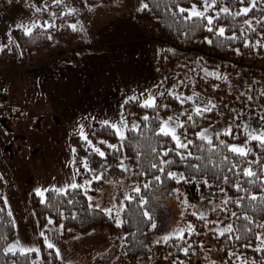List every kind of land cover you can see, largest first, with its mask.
<instances>
[{"label":"rangeland","instance_id":"1","mask_svg":"<svg viewBox=\"0 0 264 264\" xmlns=\"http://www.w3.org/2000/svg\"><path fill=\"white\" fill-rule=\"evenodd\" d=\"M142 2L144 3V0H122L117 3H98L89 8L84 0H63L61 4H65V6L62 11L74 17L76 21L70 19L69 22L71 25L76 24L80 33L71 43L55 39L52 46L35 56L34 63L23 64L24 54L21 45L13 35V29L17 28L25 32V27L31 26L33 23L40 27H45L46 24H56L55 17L52 15L54 13L52 4L55 3L53 0H0V49H7L9 52L7 63L0 70V82L4 79L6 81L8 75L15 77L17 74L18 76L12 79V88L16 82L24 85L23 73L25 71L30 69L35 71L37 67L49 66L50 71L40 74L42 78L40 87H47L55 82L62 83V80L70 77V80L64 82L70 84V81H74L72 86L81 94H87L88 98H90V94L99 98H111V90L109 91L107 87L104 88L98 84L104 81L109 82L108 77L114 75L115 84L118 87L116 93L111 92L114 97L113 102L117 103L114 107L112 103H109L111 108H102L101 103L96 100L92 101V107L83 106L79 100L78 102L74 101L77 105L76 109L80 111V116L77 119L67 121L66 118L59 116L62 119L61 123L65 124L63 125L64 131L68 132L71 152L74 148L72 137H81L80 125L84 126V133L88 136V130L92 125H103L102 121L104 120L119 124L123 120L127 125L123 129L126 134L133 125L140 126L141 121L135 115L127 116L124 113L125 101L129 97L137 96L141 103L148 94L157 98L163 91H169L179 96L199 94L198 98L193 96L192 102H186L183 105L179 102L180 106L162 119L163 121L170 116H179V119L185 122V129L179 131L183 133L186 130L187 139H189L188 134L194 132L189 126L187 117L181 116L180 113L188 112L194 117L195 106L197 104L203 106L208 100H211L216 107L211 112L204 113L207 114L206 118L208 119H205L206 122L199 130H196V133L208 129L209 136L214 138L217 132L222 133L231 126L233 136H220L226 139L228 137L241 138L232 144H244L248 139L247 133L264 132V115L256 108L259 106L257 97L264 91V65L260 64L257 67L247 65L248 68L239 73L230 74L220 67L210 66L206 58L200 56L194 67L180 63L176 68H162L159 63V35L156 34V28L154 24L144 22L137 17ZM193 4L201 8V0L184 8H191ZM37 7L46 8V10L37 12ZM220 7L221 5L218 3L216 8L208 12V15H214ZM70 9L75 11L69 14ZM200 44L201 38L196 41V47H199ZM72 51L79 54L77 61L67 55ZM62 64H65L67 69L61 67ZM208 73L217 74L222 78L218 79L216 75H208ZM27 75L33 80L29 73ZM224 80L227 81V85L223 83ZM224 85L225 87H223ZM15 92L18 95L8 94L10 96L6 100L0 98V111H2V104L11 105L17 112L19 111L12 116L0 115V125L2 129L8 132V134L3 132L0 127V177L4 181V197L16 226V237L9 247L17 245V241L19 242L13 251L29 248L40 249L39 237L41 236L40 233L44 232L48 241L53 243L60 252L59 264H179L180 261L183 264H240L246 261L248 264L250 260L253 262L252 257L244 256V258L240 254L237 256L240 259L234 255H232V259H229L224 254L223 243L220 245L216 242V239L221 237L218 235V231L228 224H232L230 220H224L223 214H220L226 209L223 204L226 197L221 193L190 198L186 191L179 190L171 195L167 199L166 206L161 210L164 217L161 216V219H156L159 227L151 241V252L147 257L134 262L126 259L123 250V234L114 235L106 229H94L87 233H78L73 237L64 238L62 229L59 228L61 224L56 222L51 225L48 224L46 230L42 229L32 204V195L36 193L31 195L30 206L26 207V203L15 204L11 197L15 194L16 189L10 175L13 176L15 166H17L16 173L20 171L19 167L23 166V168L28 167L27 175L24 176L29 178L30 172L34 174L33 168L41 166H30L26 163L28 161L32 163L35 156L38 157L43 154V151L35 155L28 152L29 149L27 152L23 150L22 153L19 152L20 150L14 152L15 150L9 149L8 151L13 154L10 164L2 155L1 146L4 139L6 141L11 139L12 143H14L13 141L19 142L22 147L26 141H31V134L27 130L30 123L34 124L33 128L48 131V128L41 121L46 115L45 119L51 122L52 118L47 115L48 112L52 110L56 113L55 109H58L60 105L55 98H51L49 100L51 102L48 103L44 99L31 102L27 101L29 93L23 89L16 88ZM249 96L252 97L251 100L248 99ZM21 106L26 111H30V114L32 112V122L29 121L27 115H25L26 118H21ZM61 106V110H63L65 106ZM33 107H36L35 112L39 111L40 113L35 114L32 111ZM88 109H90L89 112ZM24 119L29 123L27 124ZM57 124L58 122L55 123V125ZM62 124L59 125L60 128ZM47 125L53 124L48 123ZM49 130L52 133L53 129ZM13 146L15 145L13 144ZM248 147H250V142H248ZM71 157L74 166L73 152ZM19 158V165L15 164L14 160ZM121 160H123L127 171L120 167L122 170L119 174L121 175L118 177H115L116 175L109 176L98 187L92 185L93 177L96 174L81 178L77 174L78 180L76 182L84 185L82 189L86 192V197L91 206L104 211L112 209V214L120 222L121 208H124L127 200L125 197H131V191L138 187L132 181V166L127 157L123 155ZM74 168L76 169L75 166ZM99 174L103 176V173ZM21 177L23 178V176ZM86 181H91V184H86ZM53 189L56 188L47 189L45 194ZM214 207L216 208L215 211H213ZM117 213H119L118 216ZM201 213L206 217L205 230L197 247L192 249L193 253L181 259L170 258L164 251L165 243L162 241V237L175 236L179 229L187 228L189 224L193 225L196 231L198 216ZM186 234L187 232H185L184 237ZM260 234L264 235V229H261ZM43 240L45 241L44 237ZM157 241L161 242L157 243Z\"/></svg>","mask_w":264,"mask_h":264},{"label":"trees","instance_id":"2","mask_svg":"<svg viewBox=\"0 0 264 264\" xmlns=\"http://www.w3.org/2000/svg\"><path fill=\"white\" fill-rule=\"evenodd\" d=\"M89 8L98 3H117L122 0H84ZM200 0H144L148 4V9L140 10L137 13L138 19L154 24L156 34L159 35V63L162 68H176L180 63H185L188 67H194L200 56L206 58L210 66L220 67L227 73H239L243 69L248 68L247 65L257 67L264 65V0H256V8L253 9L246 17L221 14V18L215 21L216 27H224L226 29L224 36H217L214 32H208L206 21L193 17L186 19L187 13H178L179 7L190 6L194 2ZM221 7H229L232 11H237L247 4H240L238 0H220ZM54 8L56 24L54 28L36 27L32 30V34L25 35L21 29L14 28L13 35L21 45L24 54L23 64L32 63L35 56L42 53L54 44L55 39H59L65 43H71L80 33L79 29L73 30L70 27L69 16L64 13L65 4H52ZM245 19L252 20V28L250 30L243 23ZM75 20V19H74ZM257 20L261 22L256 23ZM76 21V20H75ZM51 37L49 39L48 37ZM235 36V40H229L227 37ZM201 38V44L196 47V41ZM212 40L209 44L207 41ZM89 42V41H88ZM249 47H245V44ZM89 44V43H88ZM239 49V54L235 51ZM63 54V53H62ZM73 60L79 59L77 52L67 53ZM63 56V55H62ZM60 57V56H59ZM9 58L7 49L0 52V70L4 68ZM34 63V62H33ZM33 65V64H32ZM227 85V81H223ZM225 87V85L223 86ZM164 95L156 98V108H143L139 101H129L124 105V113L137 116L141 123L138 129L128 130L125 134L126 139L121 142L114 132L103 125H92L89 128L88 138L93 142L94 147H98L106 153V157H100L94 153L87 143L81 137L73 136L72 141L76 152L74 154V166L79 169L78 176L91 177L92 174L103 173L102 179L93 180V187L107 180L109 176L118 177L120 170V162L125 155L132 166V181L141 191L139 193L131 191V200H126L125 206L121 212V224L117 227V220L114 214L109 215L106 211L91 206L86 192L80 189H69L65 192L47 191L42 198L33 194V209L42 229H47L48 220L51 219L56 223L63 225L62 236L70 238L78 233H87L94 229H106L114 235H124L123 250L126 259L134 262L138 259L147 257L151 252V241L154 234L157 233L159 225L156 219L164 217L163 208L167 204V199L175 193L173 189L184 190L190 198H198L200 196H209L211 194H223L226 198L245 197L240 201V206L231 201L225 205L226 210L220 212L224 216V220H230L233 226V232L226 233L216 239L218 244L223 243L224 254L232 259L231 253L235 257L242 255L250 256L253 259L248 264H264V251H256L260 246V242L255 238L261 229L255 227L256 223H264V200L257 199L251 201L248 199L250 195L257 197L264 196V149H262L257 141H250L252 152L246 157H237L227 151L220 141L232 144L241 138L219 136V139L212 138V144L209 145L205 141L197 139L196 130H199L204 123L207 114L203 116L194 115L193 122L189 121V126L194 133H189V139L195 143L190 145L193 157L180 161L174 153H170L164 159L175 161L174 164L165 166L166 171L183 173L186 177H193L191 182L176 183L175 180L168 179L166 172L161 173L157 169L151 167L153 163H158L161 157L157 156L152 149L162 151L160 145L167 144V147L174 148V144L170 138L158 136L159 124L164 117L180 106V103L173 95H169V91H163ZM264 93V91H263ZM257 110L264 115V95L262 93L257 97ZM167 107H164V106ZM256 105V104H255ZM144 116H148L147 121L143 120ZM208 121V120H207ZM106 141L100 144L99 141ZM120 151L109 149L107 144L121 145ZM200 157L199 160L195 157ZM224 157H228L225 161ZM87 160L88 166L92 171H88L82 167V161ZM247 161H257L251 165L243 163ZM189 164L199 165V170L188 167ZM232 164L237 167L231 172L229 168ZM252 167L257 172L259 179L253 177L254 184L245 183L249 178L243 175H237L243 167ZM160 176L161 181H155L154 177ZM227 176L229 181L225 183L223 177ZM208 180V185L203 184V180ZM239 181L245 191L237 192L232 186ZM148 183L149 186L144 188ZM224 191L221 192L220 189ZM226 193V195H225ZM4 197V181L0 179V264H59L60 259L56 255L55 249H49L46 246L43 237H39V252H22L19 250L9 252L10 243L16 237V226L12 215H8L10 211ZM146 201V203H145ZM161 211V212H160ZM148 212L151 219L143 215ZM231 212H236L237 216H231ZM248 216L254 223L249 224L244 220V216ZM155 224V228L152 225ZM252 230L249 231L248 229ZM205 230V219L198 220L196 234L185 235L184 239L173 238L164 244V251L170 258H178L191 255L192 249L196 248ZM239 236L240 239H235ZM191 244L188 255L182 251L183 248ZM250 245V246H247ZM245 258V257H244ZM245 264V263H240Z\"/></svg>","mask_w":264,"mask_h":264},{"label":"snow or ice","instance_id":"3","mask_svg":"<svg viewBox=\"0 0 264 264\" xmlns=\"http://www.w3.org/2000/svg\"><path fill=\"white\" fill-rule=\"evenodd\" d=\"M53 2L57 5L61 4L63 2V0H53ZM173 2L175 3V0H173ZM238 2L240 4H247L248 6L242 7L237 11H232L229 7H220L219 11H217L214 15H208V12L213 9L216 8L217 4L220 3V0H201V8H198L197 5L193 4L191 6V8H183V7H179L177 5V12L178 13H187V17L186 19H192L193 17L196 18H200L204 21H206V26H207V31L208 32H214L217 36H224L226 29L224 27H216L215 26V21H217L218 19L221 18V14H225V15H231L233 17L236 16H247L251 11H253V9L256 8V0H238ZM148 9V4L147 3H143L141 4L140 9L138 10H145ZM45 9H41L39 7L36 8L37 12H41L44 11ZM73 11H75L74 9H70L69 10V14H71ZM53 17H55V13L52 14ZM260 20H257L256 23H260ZM244 24H246L248 26V28L250 30H255L252 28V20L250 19H245L243 21ZM22 27H24L22 25ZM39 27V25L33 23L31 26H27L25 27V35H31L32 34V30L33 28ZM46 28H54L55 24H46L45 25ZM70 27L75 31L77 30V25L73 24L70 25ZM49 39H51V37H48ZM227 39L229 40H235L236 37L235 36H231V37H227ZM209 44L212 43V40H208L207 41ZM245 47H249V44H245ZM264 46V45H261ZM3 49H0V51H2ZM235 51L237 52V54H239V49H235ZM208 75H216L218 79L222 78L217 74L214 73H208ZM169 95H173L175 99H177L181 105H183L186 102H192L193 101V96H196L198 98L199 94L198 93H194L193 96H179V95H175L172 92L168 93ZM141 95H144V93H141ZM161 97L164 95L163 92H161L159 94ZM262 95H264V93H262ZM249 100L252 99L251 96L248 97ZM129 101H139V97L137 96H132L129 97L128 100L125 101V103H128ZM140 106L143 108H156V97L148 94L145 99L140 103ZM164 107H167L166 105ZM216 107V105L214 103H212L211 100H208L203 106L197 104L194 108V113L196 116H203L204 113L206 112H211L214 108ZM181 116H186L187 117V121L193 122V115L191 113L188 112H182L180 113ZM143 120L147 121L149 119L148 116H144L142 118ZM102 124L104 127L111 129L114 134L118 137V139L123 142L126 139L125 133L123 131L124 128L127 127L126 123L121 120L119 124L117 123H111L108 120H104L102 121ZM139 126L138 125H133L131 130H136ZM84 126L80 125L79 131H80V136L81 139H83L87 145L92 149V151L96 154H98L100 157H106V153L104 151H101L100 148L98 147H94L93 146V142L88 138V136L84 133ZM180 129H185V122L181 121L179 119V116L177 117H168L166 120H163L160 122L159 124V130L156 133L158 136H162V137H168L170 138L171 142L174 144V148L172 147H167L166 143H163L160 145V148L162 149V151H157L156 148H153L152 151L159 157H161V159L159 160L158 163H153L151 165L152 168L157 169L159 172L161 173H165L167 175L168 179H172L175 180L176 183H181V182H191L193 177H186L183 173H177V172H172L170 170L166 171V167L165 166H169L175 163V161L173 160H168V159H164L166 157L169 156L170 153H174L177 157H179L180 161H185L188 160L190 158L193 157V153L190 150V145H193L195 142L193 140L187 139V132L186 130L181 133L179 130ZM209 130L208 129H203L202 131L196 133L197 139L201 140V141H205L207 144L211 145L212 144V138L209 136L208 134ZM216 138L219 139L220 135H226V136H233V131L231 126H229L228 128H226L222 133L221 132H217L216 134ZM248 139L244 144H228L225 141H220V144L223 145L225 148H227V151L232 153L233 155L237 156V157H242V158H246L251 152L252 149L248 147V142L250 141H257L259 146L264 149V132H249L247 133ZM100 144H105L106 141H99ZM107 147L109 149H113L115 151H120L123 148V144L121 143V145L117 146L114 144H107ZM73 154H75L76 149L73 148L72 149ZM195 159L199 160L200 157H195ZM224 160L227 161L228 157H224ZM82 163V167H84L85 169H87L88 171H92V169L89 168L87 160H84L81 162ZM243 163H247L249 165H251L252 163H258L257 161H247L244 160ZM120 167L124 170L127 171V168L124 166L123 160H121L120 162ZM188 167H191L193 169L199 170V165H194V164H189ZM237 167L236 164H232V166L229 168V171L231 172L233 169H235ZM77 174H79V169H77ZM237 175H243L244 177L249 178L248 180L245 181V183H252L254 184L256 181L251 179L253 177L259 179L257 172L253 170L252 167H243L240 169V171L237 173ZM0 179H2V177H0ZM94 180H100L102 179V174H97L93 177ZM155 181H161V177L160 176H155L154 177ZM223 181L225 183H227L229 181V178L227 176L223 177ZM86 184L90 185L91 181H86ZM261 183H264V181H262ZM203 184L205 186H209L208 185V180L205 179L203 180ZM149 186L148 183H146L144 185V188H147ZM235 190L237 192H241V191H245V189L243 188V186L241 185V183L239 181H237L236 183H234L232 185ZM84 185H80L77 183H71L68 185L69 189H80L83 188ZM262 191H264V189H261ZM36 195L40 196V197H44L45 195V191L46 190H41V189H36ZM53 191L56 192H65L66 189H53ZM134 192L139 193L141 191L140 187H135L133 189ZM173 191L178 192L179 189H173ZM221 192L224 191L223 188L220 189ZM211 195H215V194H211ZM226 195V193H225ZM245 197H238V198H226L223 201L224 205H227L230 201L234 204H236L237 206H240V201L243 200ZM125 199L127 200H131L132 197H125ZM248 199H250L251 201H256L257 199L260 200H264V196H260L257 197L256 195H250L248 196ZM7 203V201H5V204ZM146 203V201H145ZM123 210V208H121V211ZM216 208H213V211H215ZM226 210V209H225ZM0 211H3L2 208H0ZM107 213L109 215L112 214V209H107L106 210ZM8 215H11V211L8 212ZM119 215V213H117V216ZM143 215L145 217H148L149 219H151V216L148 212H144ZM193 215H196V213H193ZM231 216H237L236 212H231L230 213ZM198 219L204 220L206 219V217L204 216V214H200L198 216ZM244 220L248 221L249 224L254 223V221H252L248 216H244L243 217ZM54 221L49 219L48 220V224H53ZM121 224V222L117 219V227H119ZM153 228H155V224L152 225ZM255 227L258 229H264V223H256ZM60 229H63V225H59ZM249 231H251L252 229L249 228ZM185 232H187V234L189 236L196 234L195 232V227L191 224H189L187 226V228H181L178 230V232L175 234V236H165L162 237V241L164 243H167L169 239H173V238H179L181 240L184 239V234ZM233 232V226L231 224H228L226 227H224L222 230L218 231V235L219 236H224L226 233H231ZM40 235L42 237H44L45 239V243L47 248L49 249H55L56 255L59 257L60 256V252L58 249H56V246L49 242L47 237L45 236L44 232H41ZM259 242H260V246H258L255 250L256 251H264V235L257 233L256 237H255ZM235 239L239 240L240 237L236 236ZM161 241H157V243H160ZM18 241H17V245H18ZM17 245H13L10 246L8 248L9 252H12L13 249L17 246ZM250 246V245H247ZM191 248V244L188 245V247H185L182 249V251L184 252L185 255H188L189 253V249ZM22 251L25 252H38L39 249L37 248H29V249H22ZM230 255H235L234 253H231ZM237 259H240V257H237ZM179 264H183L182 261L179 262ZM245 264H247V262L245 261Z\"/></svg>","mask_w":264,"mask_h":264},{"label":"crops","instance_id":"4","mask_svg":"<svg viewBox=\"0 0 264 264\" xmlns=\"http://www.w3.org/2000/svg\"><path fill=\"white\" fill-rule=\"evenodd\" d=\"M61 67L66 68L65 64L60 65ZM60 67V68H61ZM69 69V68H68ZM50 71V67H37L35 71L33 69H30L28 71H25L23 73V79L24 85L18 82H16L14 88H12V79L17 77L18 75L15 74V77H12L14 75H8L3 81L0 82V98L3 100H6L8 94H13L14 96L18 95L15 91L16 88L21 90L23 89L26 93H29L27 97V101H38V100H45L46 103L51 102L49 101L51 98H55V100L58 102V109H55L57 112L50 110L47 114L52 118V121H48L45 119L46 115L42 119L41 123L45 125V127L48 128V131H40V129L33 128V123L29 124V128L27 129L32 137L31 141H26L25 144H23V147L19 144V142L14 143L11 142V139L7 140L4 139V142L2 143L1 146V151L3 157L10 163V159L12 158L11 156L13 155L11 151H8L9 149L15 150H20L19 152L22 153L23 150L27 152L29 149L31 153H39L43 151V154L39 155L38 157L35 156L34 160L32 163H26L27 165L30 166H41V167H34V174H31L30 172V177L25 178L24 175H27L28 172V167L23 168V166H20L19 169L20 171L17 172V166L13 174V176L10 175V179L12 183L15 186V194L11 197L13 202L15 204H25L26 207L31 205V195L32 193H36V189H41V190H47L49 188H56V189H64L68 187L69 184L71 183H76L77 182V172L76 169L73 166L72 163V152H71V146L70 142L68 141V132L64 131V127L62 124V119L59 116H62L63 118H66L67 121H72L73 119H77L80 116V111L76 109L75 102H78L79 100L82 102L83 106L87 105L89 107L93 106V100L98 101L101 103L102 108H111L109 106V103L116 105L117 103H114V97L112 93H116V87L115 84V79L114 75L109 78V82L104 81L101 84L104 86V88H108L111 94V98H99L96 96H93L90 94V98H88L87 94H81L76 88H74V81H70V84L65 83L64 81L70 80V77L66 78L64 81L62 80V83L55 82L53 85L47 86V87H40V83H42V78L40 74L42 72ZM27 73L31 75V78H28ZM71 73V71H70ZM69 73V74H70ZM22 76V75H20ZM111 80V81H110ZM5 81V83H4ZM96 85V84H95ZM34 86V87H33ZM3 92V93H2ZM112 92V93H111ZM67 94V95H64ZM101 97V96H100ZM80 102V103H81ZM88 102V104H87ZM1 104V103H0ZM97 104V103H96ZM2 111H0V115H16L18 112L11 106V105H4L2 104ZM64 105L65 108L63 110L62 106ZM35 106V105H34ZM82 106V105H81ZM109 106V107H108ZM5 107V110H4ZM95 107V106H94ZM21 109V118L25 117V115L29 116V121L31 120L32 122V112L30 114V111H26L23 106L20 107ZM73 110V111H72ZM90 109L87 111L89 112ZM92 110V109H91ZM32 111L35 114L40 113L35 112L36 107L32 108ZM66 113V114H64ZM36 116H41V115H36ZM26 118V117H25ZM61 119V120H60ZM24 121L28 124L29 122L24 119ZM58 122L57 125L55 123ZM48 123H51L54 125H47ZM62 124V127L60 128L59 125ZM1 129L2 126L0 125ZM67 128V127H66ZM26 129V128H25ZM49 129H53L52 133H50ZM3 132H7V130L2 129ZM13 144L15 146H13ZM32 149V150H31ZM15 164L20 163V158L17 160H14ZM11 164V163H10ZM13 167V165H11ZM23 173H20V172ZM23 174V175H22ZM23 176V178L21 177ZM18 185V186H17ZM18 187V188H17ZM28 203V204H27ZM31 212V211H30ZM31 218L35 221L34 217L30 214Z\"/></svg>","mask_w":264,"mask_h":264}]
</instances>
